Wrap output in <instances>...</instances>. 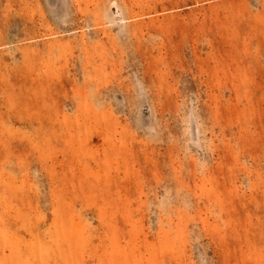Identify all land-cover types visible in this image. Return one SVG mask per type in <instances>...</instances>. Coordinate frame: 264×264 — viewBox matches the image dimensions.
<instances>
[{
  "label": "rangeland",
  "instance_id": "rangeland-1",
  "mask_svg": "<svg viewBox=\"0 0 264 264\" xmlns=\"http://www.w3.org/2000/svg\"><path fill=\"white\" fill-rule=\"evenodd\" d=\"M0 264H264V0H0Z\"/></svg>",
  "mask_w": 264,
  "mask_h": 264
}]
</instances>
